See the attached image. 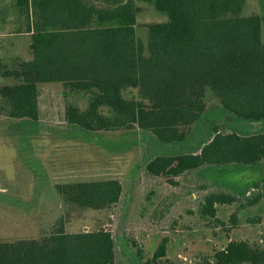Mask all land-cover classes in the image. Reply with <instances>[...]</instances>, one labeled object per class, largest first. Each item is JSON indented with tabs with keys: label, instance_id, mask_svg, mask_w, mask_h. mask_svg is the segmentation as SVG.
<instances>
[{
	"label": "trees",
	"instance_id": "1",
	"mask_svg": "<svg viewBox=\"0 0 264 264\" xmlns=\"http://www.w3.org/2000/svg\"><path fill=\"white\" fill-rule=\"evenodd\" d=\"M136 2L150 3L166 15L165 22L147 25L146 47L136 37ZM258 2L261 15L243 16L246 0H13L28 19L32 57L18 69L0 72L15 80L0 85V107L16 133L34 137L39 133L38 85L60 82L70 127L89 133L136 125L161 146L191 140L206 119L207 97L224 116L261 122L264 0ZM127 89H136L138 97L127 99ZM216 119L193 150L163 148L146 170L177 175L225 166L241 170L264 161V134L222 133ZM53 189L65 204L81 209H106L122 195L118 180ZM248 189L215 192L212 202L198 205L199 216L213 218L214 204H258L262 195L246 196ZM236 223L232 215L230 224ZM122 244L104 230L66 232L60 217L37 238L0 241V264H115V248ZM164 254L163 240L148 264H157ZM195 264H264V248L233 240Z\"/></svg>",
	"mask_w": 264,
	"mask_h": 264
},
{
	"label": "rangeland",
	"instance_id": "2",
	"mask_svg": "<svg viewBox=\"0 0 264 264\" xmlns=\"http://www.w3.org/2000/svg\"><path fill=\"white\" fill-rule=\"evenodd\" d=\"M135 4L136 37L146 47L147 25L165 22L166 15L150 3ZM241 14L261 15L258 0H246ZM3 18L8 25L4 30ZM27 30L28 19L17 11L13 0H0V38L4 36L0 44L11 47L0 57V72L18 69L31 59ZM261 35L264 42V22ZM13 83V78L0 76V85ZM62 85H38L39 133L34 137L16 133L4 106L0 107V241L37 238L50 232L62 217L66 232L104 230L123 242V247L115 248V264H148L163 240L165 254L157 264H195L199 256L233 240L264 248V161L241 170L225 166L177 175L146 170L163 148L193 150L207 138L212 118H217L220 132L239 134H264V120L243 122L224 116L217 102L207 97L206 119L188 143L161 146L136 125L85 133L64 120ZM123 95L138 97L136 89L124 90ZM103 180H118L122 185L120 200L103 210L65 204L53 189L57 184ZM245 187L250 188L246 196L262 195L258 204L242 207L243 200L214 204L213 218L199 216L198 205L212 202L215 192ZM232 215L236 225L230 224Z\"/></svg>",
	"mask_w": 264,
	"mask_h": 264
},
{
	"label": "crops",
	"instance_id": "3",
	"mask_svg": "<svg viewBox=\"0 0 264 264\" xmlns=\"http://www.w3.org/2000/svg\"><path fill=\"white\" fill-rule=\"evenodd\" d=\"M4 19V21H3V30H4V28L5 27H7L8 25H7V23H6V18H3ZM0 39H4V36L3 37H1ZM2 46V47H1ZM11 51V47H10V45L9 46H6L5 44L4 45H1L0 44V57L4 54V53H6V52H10Z\"/></svg>",
	"mask_w": 264,
	"mask_h": 264
}]
</instances>
